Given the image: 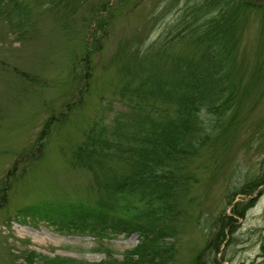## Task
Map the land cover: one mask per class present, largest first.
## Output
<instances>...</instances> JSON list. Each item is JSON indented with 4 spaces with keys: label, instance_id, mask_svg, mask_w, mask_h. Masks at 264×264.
I'll return each instance as SVG.
<instances>
[{
    "label": "rangeland",
    "instance_id": "374dc122",
    "mask_svg": "<svg viewBox=\"0 0 264 264\" xmlns=\"http://www.w3.org/2000/svg\"><path fill=\"white\" fill-rule=\"evenodd\" d=\"M29 1L22 34L0 11V264H20L30 249L101 261L106 247L122 258L136 245L137 232L97 237L20 210L96 202V169L82 164L79 146L95 122L110 123L126 109L117 87L127 56H155L163 41L167 62L176 52L197 55V24L203 50L226 41L231 92L184 164L191 174L166 237L173 252L165 264H264V0L206 7L204 0ZM191 14L192 24L183 16ZM218 18L212 36L210 20ZM176 31L179 38L169 35ZM234 201H243L242 215L232 214L221 238L218 215L231 214Z\"/></svg>",
    "mask_w": 264,
    "mask_h": 264
},
{
    "label": "trees",
    "instance_id": "16d2710c",
    "mask_svg": "<svg viewBox=\"0 0 264 264\" xmlns=\"http://www.w3.org/2000/svg\"><path fill=\"white\" fill-rule=\"evenodd\" d=\"M217 1L204 0V6ZM0 11H6L12 28L22 34L30 21V1L0 0ZM183 16L190 24L197 19L194 15ZM210 21L214 24L211 35L216 36L221 19ZM175 26L169 30H177ZM199 26L201 35L194 45L202 51L197 55L176 52L167 62L164 59L169 54L163 47L168 42L163 41L155 56H127L121 70L122 82L117 87L118 99L126 109L116 113L110 123L95 122L79 146L82 164L96 169L95 183L100 193L96 202L63 200L19 209L35 219L46 218L60 229L73 228L97 237L137 232L136 245L122 258L106 247V257L101 261L30 249L20 264H165L173 252L172 241L166 237L173 232L172 220L175 212H180L177 200L188 189L191 174L184 164L206 136L203 124L208 127L220 117L231 92L228 82L232 68L227 61L230 51L226 41L218 43L217 49L203 50V25L195 28ZM177 31L169 35L179 38L181 33ZM99 38L94 34L96 42ZM261 177L254 185L263 182ZM242 203L234 201L231 214L218 215L215 234L224 238L222 225L230 224L232 214L242 215Z\"/></svg>",
    "mask_w": 264,
    "mask_h": 264
}]
</instances>
